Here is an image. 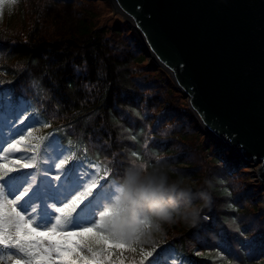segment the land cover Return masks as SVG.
<instances>
[{"label": "trees", "instance_id": "trees-1", "mask_svg": "<svg viewBox=\"0 0 264 264\" xmlns=\"http://www.w3.org/2000/svg\"><path fill=\"white\" fill-rule=\"evenodd\" d=\"M21 2L23 22L0 28V88L31 105L48 138L56 135L51 142L101 166L112 185L143 165L207 192V203L193 202L195 223L159 232L160 246L183 263L264 264L263 188L237 153L200 131L136 30L106 0Z\"/></svg>", "mask_w": 264, "mask_h": 264}, {"label": "water", "instance_id": "water-1", "mask_svg": "<svg viewBox=\"0 0 264 264\" xmlns=\"http://www.w3.org/2000/svg\"><path fill=\"white\" fill-rule=\"evenodd\" d=\"M206 133L259 165L264 188V0H109Z\"/></svg>", "mask_w": 264, "mask_h": 264}, {"label": "rangeland", "instance_id": "rangeland-1", "mask_svg": "<svg viewBox=\"0 0 264 264\" xmlns=\"http://www.w3.org/2000/svg\"><path fill=\"white\" fill-rule=\"evenodd\" d=\"M106 2L114 13L113 15L116 14L118 16L119 14L113 11L109 0H106ZM23 20L24 12L21 0L19 4L13 5L11 8L5 4L4 14L0 17V28L12 29L21 24ZM148 57L152 59L150 56ZM33 113L31 105L23 101H21L17 108L12 110L10 113L11 117L19 116V119L15 121L17 126L26 120L29 125L19 134H17V129L7 121L0 123V144H3L4 148H7V144L11 143L13 140L20 141L17 145L20 149L19 152L15 149L8 151L0 149V164H4L8 168H22L23 164L34 166L31 169H20L10 173L3 181H0V183L5 186L6 193L13 198L19 192L23 191L24 188H28L29 185H31L28 195L18 203L17 207L22 211H29L34 205L37 206V211L34 213V215L37 216L35 221L36 226L47 227L54 222L55 216L57 215L55 207L53 206H59L67 202L74 195L83 192L85 188L89 187L92 183H99L101 179L104 178L105 174L103 168L96 163L88 161L83 162L84 167H81V165L76 162L73 150L63 148L50 140L48 141V134H46L48 126L44 122L35 121ZM30 116L32 119L28 120ZM195 120L200 131L202 130V132L207 135L204 131V127L199 124L196 118ZM20 135H23V140H20ZM43 139L46 143L45 150H41L42 148L40 145ZM215 141L217 142V140ZM219 144L222 143L219 142ZM224 148H226V150H232L228 149L226 146ZM59 158L73 162L64 170L61 179L55 181L53 177L59 174V172H56L54 165L59 162ZM15 161H20V163H15ZM241 168L245 170L247 177L251 181L260 184L263 188L262 182L258 176V164H254L253 162L245 163L243 161ZM4 172L5 169L0 168V175H3ZM33 176H35L34 183L32 179ZM116 185V183L113 184V191ZM103 204V194L98 191L88 198L73 214V221L81 219L91 220L93 222L94 220L98 221L100 219L98 213L103 210ZM33 219H35V217H33ZM84 226L87 227L90 225ZM66 230L74 229L68 228ZM161 243L162 239L160 233L154 232L150 240L145 242V240L141 239L139 244L134 246L136 247L135 252L127 248L123 251L120 249H112V255L109 257V260L106 261V264H120V261H123V264H148V260L151 259L148 257V252L153 249H155L153 255L156 257V264H186L180 260L179 256L172 249L161 247ZM16 258L20 257L14 256L8 250H0V264H12V261Z\"/></svg>", "mask_w": 264, "mask_h": 264}, {"label": "snow or ice", "instance_id": "snow-or-ice-1", "mask_svg": "<svg viewBox=\"0 0 264 264\" xmlns=\"http://www.w3.org/2000/svg\"><path fill=\"white\" fill-rule=\"evenodd\" d=\"M5 4L11 8L15 5V0H0V17L4 14ZM20 103L19 98L15 97L10 89L0 88V123L7 121L17 129V134L29 126L27 120L17 126L15 121L19 119V116H10L12 110ZM31 119V116L28 117V120ZM53 137L56 135L50 136L48 141ZM23 139V135H20V140ZM19 143V140H13L7 144V148L0 144V149L4 151L15 149L19 152L20 149L17 147ZM58 160L59 162L54 165L56 172H59L53 177L55 181L61 179L64 170L73 162L60 158ZM76 162L84 167L83 161L76 160ZM15 163H20V161H15ZM33 167V165L23 164L22 168H8L0 164V168L5 169L4 174L0 175V181H3L10 173ZM115 174L119 173L115 172ZM32 179L34 183L35 176ZM30 189L31 185L13 198L6 193L5 186L0 183V250H8L14 256L20 257L14 259L12 264H106L112 255V249L123 251L127 248L132 252L136 251L134 246L139 244L138 238L127 239L103 226L102 217L109 214V210L104 209V206L116 195V186L113 191L110 180L105 178L99 183L94 182L67 202L53 206L57 215L54 222L47 227L36 226L37 216L34 213L37 211V206L34 205L29 211H22L17 207L18 203L28 195ZM98 191L104 197V211L98 213L100 219L94 222L83 219L73 221V214ZM84 225L90 226L85 227ZM68 228L74 230H66ZM154 252L155 249L148 252V257L151 258L148 264H156ZM120 264H123V261H120Z\"/></svg>", "mask_w": 264, "mask_h": 264}, {"label": "clouds", "instance_id": "clouds-1", "mask_svg": "<svg viewBox=\"0 0 264 264\" xmlns=\"http://www.w3.org/2000/svg\"><path fill=\"white\" fill-rule=\"evenodd\" d=\"M19 2L15 0V5ZM182 184V180H170L165 172H148L143 165L129 168L116 185L113 200L104 206L109 214L102 217L103 226L127 239L147 242L165 223H195L200 209L193 202L199 199L207 203L210 195Z\"/></svg>", "mask_w": 264, "mask_h": 264}]
</instances>
